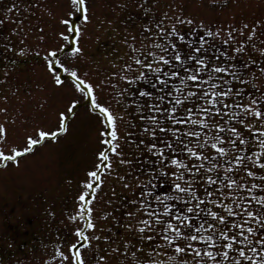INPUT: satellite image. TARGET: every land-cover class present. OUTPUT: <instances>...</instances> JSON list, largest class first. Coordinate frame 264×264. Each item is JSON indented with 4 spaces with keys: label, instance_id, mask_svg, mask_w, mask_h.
<instances>
[{
    "label": "snow or ice",
    "instance_id": "snow-or-ice-1",
    "mask_svg": "<svg viewBox=\"0 0 264 264\" xmlns=\"http://www.w3.org/2000/svg\"><path fill=\"white\" fill-rule=\"evenodd\" d=\"M155 3L136 0V7L149 16ZM69 4L59 20L65 30L57 36L63 43L42 57L52 82L62 86L67 74L80 99H71L58 112L54 130L37 127L23 144L8 152L0 149V159L18 163L33 147L57 140L68 131L69 118L82 101L103 115L107 151H98L95 165L81 181L78 210L71 217L83 222L68 245L73 264H86L82 250L97 240L108 241L106 251L121 253L128 264H264V86L256 83L264 75V46L258 47L264 45L261 21L221 30L180 12L149 16L140 26L139 39L126 32L121 43L127 52L116 57L119 63H113L110 76L128 86L116 91V97L134 108L137 121H132L124 109L99 101L97 86L76 64L62 62V53L76 57L84 51L79 43L84 28L76 19L90 23L86 0ZM20 10L12 3L5 15ZM0 48L13 50L10 42ZM15 51L22 56L29 50ZM129 87L135 90L129 92ZM121 123L133 128L139 123L137 131L125 132V143L140 149L142 162L120 177L125 188L134 179V196L122 205L124 222L113 217L135 239L118 237L123 243L113 249L111 235L95 232L92 201L103 183L101 170L111 174L109 153L120 157V164H132L119 151ZM6 141L7 129L0 124V142ZM161 183L167 189L159 188ZM57 253L68 259L59 248ZM96 264H108V255H99Z\"/></svg>",
    "mask_w": 264,
    "mask_h": 264
},
{
    "label": "rangeland",
    "instance_id": "rangeland-1",
    "mask_svg": "<svg viewBox=\"0 0 264 264\" xmlns=\"http://www.w3.org/2000/svg\"><path fill=\"white\" fill-rule=\"evenodd\" d=\"M12 3H17L21 10L6 16L5 9ZM86 4L90 23H84L82 17L76 19L84 28L79 41L84 51L76 57L62 53V62L66 59V66L76 64L80 74L97 86L99 101L116 110L124 109L126 119L132 121H137L134 108L116 97V91L128 86L110 76L115 71L113 63H119L116 57L127 52L121 43L126 32L139 39L140 26L149 16L180 12L221 30L244 24L251 27L257 20L264 28V0H156L149 16L136 7V0H86ZM123 4L127 7H121ZM69 10V0H0V20H3L0 44L10 42L13 46L12 51L0 48V124L7 129V141L0 142V149L5 152L13 145L23 144L25 137L34 135L37 127L54 130L58 126V112L64 111L71 99H80L67 74H63L62 86L52 82L42 57L45 50L63 43L57 36L65 30L59 20ZM19 47L29 51L18 55L15 49ZM256 83L264 86V75H259ZM134 90L128 88L129 92ZM89 109L88 102L82 101L75 109V116L69 118L66 133H59L57 140L47 139L33 147L30 153L18 158V163L5 164L0 159V264H73L68 245L75 240V228L83 224L79 219H71L78 210L76 197L86 172L96 163L98 151H107L102 141L107 126L102 123L104 117ZM138 128L139 123L136 128L121 123L123 140L119 151L132 164H120V157L109 153L111 174L105 175L101 170L103 183L94 190L95 232L99 236L111 235L113 249L123 243L118 237L135 239L113 217L124 222L122 205L134 196V179L125 188L120 177L142 162L140 149L125 143L129 140L125 132ZM108 247V241H93L91 247L82 250L86 264H96L99 255L105 254L108 264H128L121 253L107 252ZM57 248L68 259L59 257Z\"/></svg>",
    "mask_w": 264,
    "mask_h": 264
},
{
    "label": "trees",
    "instance_id": "trees-1",
    "mask_svg": "<svg viewBox=\"0 0 264 264\" xmlns=\"http://www.w3.org/2000/svg\"><path fill=\"white\" fill-rule=\"evenodd\" d=\"M160 188L161 189H167V188H164V185L160 184Z\"/></svg>",
    "mask_w": 264,
    "mask_h": 264
}]
</instances>
